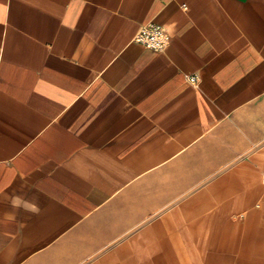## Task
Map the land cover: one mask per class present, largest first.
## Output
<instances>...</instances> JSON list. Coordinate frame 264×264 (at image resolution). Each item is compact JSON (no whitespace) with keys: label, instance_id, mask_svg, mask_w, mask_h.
Returning a JSON list of instances; mask_svg holds the SVG:
<instances>
[{"label":"crops","instance_id":"1","mask_svg":"<svg viewBox=\"0 0 264 264\" xmlns=\"http://www.w3.org/2000/svg\"><path fill=\"white\" fill-rule=\"evenodd\" d=\"M0 264H264V0H0Z\"/></svg>","mask_w":264,"mask_h":264},{"label":"built area","instance_id":"2","mask_svg":"<svg viewBox=\"0 0 264 264\" xmlns=\"http://www.w3.org/2000/svg\"><path fill=\"white\" fill-rule=\"evenodd\" d=\"M134 40L147 48L162 52L170 44L171 35L164 26L156 23H149L140 28ZM189 81L192 84H196L198 82V76H190Z\"/></svg>","mask_w":264,"mask_h":264},{"label":"clouds","instance_id":"3","mask_svg":"<svg viewBox=\"0 0 264 264\" xmlns=\"http://www.w3.org/2000/svg\"><path fill=\"white\" fill-rule=\"evenodd\" d=\"M9 200L11 207L17 211L23 210L33 215H38L41 212L37 197H33L29 200L21 194L13 193L9 196Z\"/></svg>","mask_w":264,"mask_h":264}]
</instances>
